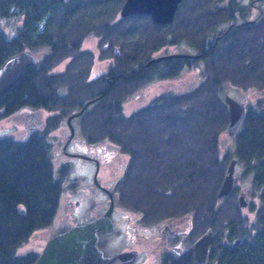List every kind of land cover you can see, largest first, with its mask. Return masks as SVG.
<instances>
[{
	"label": "trees",
	"instance_id": "1",
	"mask_svg": "<svg viewBox=\"0 0 264 264\" xmlns=\"http://www.w3.org/2000/svg\"><path fill=\"white\" fill-rule=\"evenodd\" d=\"M124 1L0 0V23L20 21L12 35L0 25V65L21 50L48 48L0 96V118L24 106L57 111L24 139L0 137V264L36 259V251L18 249L35 230L52 223L64 184L72 185L69 165L54 164L49 133L81 109L79 126L86 139L107 140L129 156L113 190L121 206L137 210L148 222L187 214L192 239L211 228L209 260L198 264H264L263 100L247 105L225 151L219 142L229 122L225 87L264 89V28L251 24L246 32L223 31L233 11L222 0H182L171 23H157L148 13L121 16ZM90 36L98 38V57L114 60L99 76L91 75L94 52L82 47ZM167 42L195 49L199 56L191 61L200 67V82L187 91L160 93L125 114L129 95L164 76L165 60L145 63ZM173 59L176 71L190 63L186 57ZM65 60L61 71H53ZM232 158L257 197L247 206L253 217L238 204L240 190L248 187L240 188L236 180L230 193L217 199ZM236 239L240 243L234 246ZM180 264L197 262L186 257Z\"/></svg>",
	"mask_w": 264,
	"mask_h": 264
},
{
	"label": "rangeland",
	"instance_id": "2",
	"mask_svg": "<svg viewBox=\"0 0 264 264\" xmlns=\"http://www.w3.org/2000/svg\"><path fill=\"white\" fill-rule=\"evenodd\" d=\"M232 19L233 17L230 18V20ZM230 20L225 22V24L223 23V25H226L228 22H230ZM19 24V20L12 18H10L9 20L4 19L0 23L2 28L9 35H12L15 32V27ZM183 43L185 42H181L180 45L172 44L171 42L164 43L161 48H159L153 53V56H157L158 54L162 53L169 54L168 52L173 51H182L181 45ZM82 47L90 49L94 52L95 61L91 70V75L95 76L99 74L101 68L104 69L106 67L109 58L100 59L98 57L100 50L98 38L96 36H90L86 38L83 41ZM47 50V47H41L40 49L32 52L35 55V60L37 61V59H39ZM66 62L67 60L55 66L53 71H61L64 68ZM197 70L198 69H194L187 66L184 67L182 72L177 76H155L154 78L148 80L144 84L140 85L124 101V113L130 114L135 109L147 105L155 96L165 91L183 92L193 88L201 80L200 67L199 70ZM197 73H199L200 76H198ZM227 92L235 98L243 100L248 104H254L257 102V100H263L262 104H260V108L264 110V89L253 87L249 88L248 90H245L234 86H226L224 94ZM56 112L57 111H49L46 109L24 106L18 111L12 113L11 115L0 118V137L11 136L16 139H24L28 135V132L25 127V121L23 120V118L26 117L28 113H38L40 114V118H42L43 121L46 122L47 118L54 115ZM78 116H75V118L73 117L71 119L74 130L73 135L70 127L66 122V116L62 118V122L59 127L52 129L49 133V139L53 143L52 156L54 164L56 166L61 165L63 163H67L69 165L68 168L71 170L70 177L72 185L69 186L67 185V183L64 184L63 194L61 196L59 207L56 211L52 223L46 227L35 230L30 235L28 240L18 249L19 253L38 250L40 251L42 250L48 238L56 234L61 229L63 223L66 222L65 225L72 226L106 210L105 208L109 205L108 195L103 190L99 189V186V188H97V186L92 182V171L94 166V160L92 159V157H100L101 161L105 163L107 161V156L113 155L115 154V152L117 156L119 155L120 162H117V158L116 160H112L110 158L108 163H106L107 168H103L101 171L102 173L99 174V176L101 177V180L99 182L109 187L113 186V190L115 189L116 184H114L113 180L115 179L117 172L122 170L123 166L121 165L124 164L125 160H129L128 155L121 152L116 146L109 143V141L107 140L91 142L86 139L80 131V123ZM66 138H68V141L72 138L73 139L71 140V143L68 144V141L64 142ZM230 138L231 137L228 135L227 129L225 128L220 133L219 137L221 150L225 151L227 149L230 143ZM64 143H67L65 149ZM74 153H83L90 157H78ZM127 163L128 162H126L124 170L127 166ZM89 165H91V168H88ZM235 180L237 181V185L242 189H246L249 185V180L242 177V165L238 162L236 163L235 168ZM251 196L253 199L252 201L257 202V197L253 195ZM113 200H115V208L112 212V218L116 220L117 230L114 231L109 237H107V241L108 243H110L109 247L112 251L111 253L115 252L126 238L127 225L129 224L127 220L130 216L132 217V220L136 219L135 213L138 212L137 210H131L121 206L118 203L117 198L112 199V201ZM70 201H72L73 204H70ZM74 202H76L78 205H76ZM243 209L245 213L253 217L252 213L248 210V207H245ZM72 210H74L73 213ZM185 215L186 214H182L179 216ZM164 218H173V216H168ZM157 219L158 220L156 221H149V223L161 222L159 221L161 219ZM151 229H153L151 225L147 226V234H149ZM200 235L193 236V238L196 240ZM191 242L192 238L185 243L186 247Z\"/></svg>",
	"mask_w": 264,
	"mask_h": 264
},
{
	"label": "water",
	"instance_id": "3",
	"mask_svg": "<svg viewBox=\"0 0 264 264\" xmlns=\"http://www.w3.org/2000/svg\"><path fill=\"white\" fill-rule=\"evenodd\" d=\"M182 0H125L120 9L121 16H127L136 13H148L152 19L159 23H169L173 20L178 4ZM114 52L120 55V46L114 47ZM175 56H199L190 53L175 52L169 54H160L146 61V65L155 63L159 60ZM35 55L29 50H21L8 58L0 65V96L14 86L23 76L25 70L35 63ZM86 101V105L91 103ZM224 101L228 106L229 122L226 127L228 135L234 137L246 114V102L239 100L230 93L224 94ZM83 109L71 113L67 117V124L73 134V125L71 119L82 113ZM43 123H39V126ZM66 145L64 146V149ZM78 157L89 158L83 153H74ZM237 159L232 158L226 168L224 177L217 191V199L228 195L235 182V168ZM249 198L246 191H241L238 195V204L245 208L248 206ZM113 210V201L107 209L91 219L76 223L67 229L52 235L44 244L40 254L32 264H110L117 258H124L131 254L129 251L117 252L113 255H104L99 247V232L112 233L114 230L111 213ZM213 230L208 228L191 245L194 252V258L197 262H205L209 253L210 240ZM240 239H236L237 244Z\"/></svg>",
	"mask_w": 264,
	"mask_h": 264
},
{
	"label": "flooded vegetation",
	"instance_id": "4",
	"mask_svg": "<svg viewBox=\"0 0 264 264\" xmlns=\"http://www.w3.org/2000/svg\"><path fill=\"white\" fill-rule=\"evenodd\" d=\"M222 5H224L225 8H228L229 10L231 9L233 11V15H232L233 19L230 20V22L226 24L227 28L226 30H223V31L230 30L231 32H246L247 31L246 29L250 28L248 25H251V24L258 25V27L260 28H264V0H222ZM172 44L180 45L181 42L172 43ZM181 48H182V51H173V52H168V53L183 52V53H190L193 55H198L195 49L193 50L192 47L187 46L185 43L181 45ZM162 54H166V53H162ZM196 57L197 56H187L186 58L190 59L189 61L190 63H185L184 67L189 66L191 68L199 70V66L196 63L191 61V60H194ZM173 58L175 57L162 59V60H165L164 61L165 65L163 66L164 76H159V77L177 76L178 74L182 72L184 68L181 69L180 71L175 70L177 66H176V62H174L175 59ZM162 60H159V61H162ZM151 64H154V63H151ZM113 66H114V60L112 58L111 59L109 58L106 67L104 69L101 68L100 73L95 76H99L107 72ZM153 73H155V71H149L148 74L153 76L154 75ZM173 73H176V74H173ZM200 74L197 73L198 76H200ZM23 120L25 121V127L27 129L28 134L31 132L38 131L41 128H44L45 122L43 121L42 118H40V114L38 113L37 114L28 113L26 117L23 118ZM40 122L43 123V125L39 126ZM67 139L68 138H66L64 142L68 141ZM72 139L68 141V144L71 143ZM65 145H67V143ZM110 158L112 160H116L117 158L118 160L117 162H120L119 155L117 156L116 152L113 155L107 156V161L105 163L101 161L100 157H95V156L92 157V159L94 160L93 162L94 166H93V171H92L93 172L92 182L97 186V188L100 187L99 189L103 190L108 195L109 204H110L111 197L112 199H114L113 188H112L113 186L109 187V186H106L100 183L99 181L101 180V177L99 176V174L102 173L101 171L103 168L105 169L107 168L106 163H108ZM126 162L128 161L125 160L124 164L121 165L123 166L122 170L117 172V175L115 176V179L113 180L114 184L124 172V167L126 165ZM89 167L91 168V165H89L88 168ZM241 191L242 190H240V192ZM244 191H246L247 193L249 202L252 201L253 199H252L251 192H250L251 188L248 187ZM113 201H114V204H113V209H114L115 200ZM76 202L74 203L78 205ZM70 204H73V202L70 201ZM105 209H107V207ZM73 211L74 210H72V213ZM113 211L114 210H112V212ZM101 213L97 215H100ZM135 214H136V219L132 220V217L130 216L129 219L127 220L129 224L127 225L126 238L115 252L111 253L112 251L110 250V247H109L110 243H108L107 237H109L114 231L117 230L116 220L112 218L113 226H114V230L112 233L107 234L101 231L99 232L98 245L102 249L104 255L110 256L119 251L131 252V254L125 255L124 258H117L110 264H175V263L180 264V263H184V259L186 257L193 258L195 260L194 252L191 249V245L193 244L195 239H192V242L187 247L185 245V243L191 239L189 235L191 231L189 215L186 214L185 216H176V217L167 218V219L164 218V219L159 220L161 221L159 223L158 222L149 223L148 221H145L142 219L141 213L136 212ZM97 215L89 217L86 220L91 219ZM111 217H112V213H111ZM65 223H63V225L61 226V229L58 232L63 231L67 229L68 227H70V226L65 225ZM150 225L152 226L153 229H151L149 234H147V226H150ZM223 241L224 243H228L226 239H224ZM234 242L235 240H233V243H232L234 246L240 243V241L237 244H234ZM36 252H37L36 258H37L41 250L40 251L38 250ZM208 258L209 257H207V260L205 262L209 260ZM198 263H202V262H197V264Z\"/></svg>",
	"mask_w": 264,
	"mask_h": 264
}]
</instances>
